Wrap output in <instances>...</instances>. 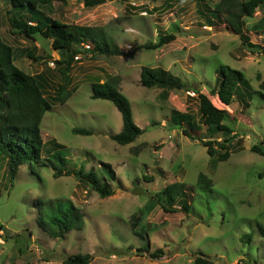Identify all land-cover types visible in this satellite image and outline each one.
Returning a JSON list of instances; mask_svg holds the SVG:
<instances>
[{
    "label": "rangeland",
    "instance_id": "rangeland-1",
    "mask_svg": "<svg viewBox=\"0 0 264 264\" xmlns=\"http://www.w3.org/2000/svg\"><path fill=\"white\" fill-rule=\"evenodd\" d=\"M178 4L179 0H128L93 10L82 0H68L42 7L45 14L62 21L102 27L110 46L124 53H84L66 65L62 56L70 53L53 49L51 39L11 29L7 20L11 6L0 0V33L13 48L14 62L42 79L43 93L51 102L40 125L44 140L40 161L22 164L10 179L0 153V264H68V256L85 253L91 254L88 264H194L196 256L210 264H264V155L251 148L264 146V54L243 45L223 20L197 7L196 0L178 19ZM262 16L264 7L244 19L250 41L260 46L264 30L256 32L251 25ZM211 18L213 28L208 29L203 25ZM166 21L183 22L182 33L160 48L137 50L140 44L156 42L162 32L176 35L171 25L161 30ZM18 46L28 52L21 54ZM57 61L69 68L66 75L59 72ZM221 65L241 70L249 84L229 106L213 94ZM143 66L168 69L180 77L184 88L142 86L136 79ZM94 73L96 77H88ZM80 74L86 76L76 83L71 80ZM97 74L103 80L116 78L119 91L128 98L133 119L142 129L133 142L122 145L109 137L121 130L123 122L111 100L92 98L89 83L97 81ZM82 78L90 82L81 83ZM200 91L229 113L224 124L234 137L227 143L225 160L209 155L203 145L205 139L220 142L222 135L203 124ZM173 111L188 115L191 123L177 121L179 113L171 120ZM73 127L91 134H75ZM214 146L222 152L219 144ZM56 154L64 156V165L53 158ZM102 163L111 166L113 180ZM60 167L93 171L113 193L101 197L90 182L74 174L55 176ZM173 182L185 183L173 211L158 204L146 211L154 193ZM43 204L47 208L72 204L81 226L63 238H52L37 223ZM157 249L162 252L150 257Z\"/></svg>",
    "mask_w": 264,
    "mask_h": 264
},
{
    "label": "trees",
    "instance_id": "trees-1",
    "mask_svg": "<svg viewBox=\"0 0 264 264\" xmlns=\"http://www.w3.org/2000/svg\"><path fill=\"white\" fill-rule=\"evenodd\" d=\"M66 1L8 0L11 6L7 12L9 13L7 20L10 28L28 37L39 34L38 36L42 38L51 39V47L53 49L64 50L70 54L78 50L77 46L83 41L91 42L92 49L90 50L93 54H124L117 46H110L109 39L102 27L66 24L48 16L41 10L42 7H49L53 2L64 3ZM82 1L85 6L91 7L110 0ZM118 1L124 2L126 0ZM209 1L213 5L210 6L206 0H196L197 7H202L208 12H206L207 15H213L214 13L218 16V20H223L226 24V29L238 36L243 45L252 51L255 49L264 54V46L251 42L244 30V19L252 17L255 11L264 7V0ZM29 21L36 23L32 25L29 24ZM209 22L210 24L208 25L214 24L212 18L209 19ZM251 29L256 32L264 30V16L251 25ZM15 30L13 31L14 33L16 32ZM174 38L175 35L173 33H161L156 42H145L138 45L137 48H159L174 40ZM23 48V46L19 47L21 54L26 53L25 51L28 52V50ZM131 52L134 53L135 50ZM27 55L35 59L33 55ZM70 58L72 59V57ZM69 63L70 60L67 61L68 65H70ZM59 70L63 72L64 69ZM218 71L221 77L219 83L213 89V94L217 95L220 103L228 106L232 104L236 96L240 97V94H242L240 89L249 88V84H247L246 76L241 70L221 65ZM139 80L141 85L145 87H159L166 88L167 90L184 88V83L180 77L160 66H143L140 71ZM42 84L40 77L25 72L15 64L13 48L4 40L0 33V153L6 159L7 172L10 179H13L17 175V171L22 164L27 162L31 164L32 161L38 163L41 159L43 141L40 133V123L45 112L51 109V102L44 95ZM91 95L92 98L111 100L121 114L122 128L118 133L111 134V139L124 145L133 142L142 133V129L133 119L131 104L128 98L119 91L116 78L109 77L104 82L92 83ZM197 98L198 110L203 124L212 127L216 133H221L222 135L220 142L205 139L202 141L203 145L206 146L209 155L218 154L219 160H225L229 157V145L227 143L234 137L231 134L232 130L223 122L227 120L226 118H229V113L224 107L220 108L214 104L204 93L199 92ZM247 105L246 103L245 106ZM178 113L177 111H173L171 120ZM179 115L177 121L185 122L188 125L191 123L189 122L188 115L182 113H179ZM72 132L82 135L91 134L90 130L79 127H73ZM183 132L188 134V129L184 128ZM215 143L219 144L222 152L214 146ZM251 148L256 153L264 155V146L253 144ZM53 158L59 160L61 165L66 163V159L61 154H56ZM41 162L45 164V162ZM102 167L108 170V176L113 180L115 173L111 166L108 163H102ZM53 174L55 176L74 174L78 178L81 177V179L90 182L92 189L101 197H107L113 193L111 187L107 184H102L93 171L86 173L82 168L76 171H69L60 167ZM145 178L151 180V177L145 176ZM200 178H203V175ZM184 187V182H173L166 185L160 191L154 193L153 197L144 206L146 211L151 210L155 204H158L164 211H173L174 202L183 193ZM45 206L39 207L37 223L52 238H63L67 232L81 226L80 216L72 204L64 208L55 206L54 204L47 205L49 208ZM143 250L145 251L146 249ZM161 252V249H157L150 253V257H156ZM65 260L68 264H88L91 260V254H74L68 256ZM194 264H210V262L205 257L196 256Z\"/></svg>",
    "mask_w": 264,
    "mask_h": 264
},
{
    "label": "crops",
    "instance_id": "crops-1",
    "mask_svg": "<svg viewBox=\"0 0 264 264\" xmlns=\"http://www.w3.org/2000/svg\"><path fill=\"white\" fill-rule=\"evenodd\" d=\"M68 1V0H67ZM66 1V2H67ZM114 1H117V2H119L118 0H110V1H105V2H103V3H101V4H98V5H96V6H93V10H96V9H100L99 8V6H101V5H104V4H108V3H111V2H114ZM66 2H64V3H66ZM83 2V1H82ZM122 2V1H121ZM126 2H128V0H126V1H124V2H122V3H126ZM191 2V0H179V4H178V6H177V9H176V15L178 16V19H180L181 17H184L187 13H188V11H187V9L189 8V6H190V3ZM54 3H59V4H62V3H60V2H53V3H51V4H54ZM92 7V6H91ZM51 17V16H50ZM52 18H54V17H52ZM57 19V18H56ZM58 21H60V22H63V23H66V24H75V23H70V22H66V21H62V20H60V19H57ZM75 25H79V26H90V25H84V24H75ZM173 26L174 27V29H177L176 30V35H175V38L177 37V33H182L181 32V29H183V27H184V23L183 22H179V21H176V22H171V21H166L165 22V24L164 25H162V24H160V28H163L164 27V29H161V30H165V31H167V29H168V27L169 26ZM204 27H207L208 29H210L211 27L213 28V26L212 25H206V24H204L203 25ZM90 27H92V26H90ZM186 28H188V27H186ZM178 31V32H177ZM105 33V32H104ZM162 33H164V32H162ZM154 35L156 36L157 35V32H155L154 33ZM107 36V35H106ZM159 36L160 35H158V38H159ZM175 38H174V40H175ZM109 39V38H108ZM174 40H172V41H170V42H168V43H166V44H164V45H167V44H169V43H171V42H173ZM87 42H89V43H91L90 41H87ZM155 41H153V43H154ZM141 45V44H140ZM77 48H78V50H76V51H73L70 55H71V57H72V59L74 60V58H73V56H75V55H78L79 57L80 56H82V58H83V54L85 53L86 55H88L90 52H91V50H85L83 47H81L80 45L79 46H77ZM160 48V47H159ZM137 50H138V48H137ZM137 50H135V52L137 51ZM169 50H172V49H169ZM125 52V51H124ZM134 52V53H135ZM169 52V54L171 53L170 51H168ZM92 53V52H91ZM70 55H69V57H68V55L66 54V55H63L62 56V58H65L67 61L68 60H70ZM112 56V55H111ZM61 60V59H60ZM61 63H62V61H59V69H62V68H64V72H61L59 69V72L60 73H62V74H64V75H66V70H69V68L66 66V67H62L61 66ZM66 65H67V63H66ZM155 67V66H154ZM66 68V69H65ZM98 75V74H97ZM78 77L76 78V75L74 76V77H72L71 76V80L72 79H74V81H75V83L76 82H78L79 81V79H80V77H82L83 76V78H84V76H86V74H80V75H77ZM92 76H94V77H96V74L94 73L93 75H89L88 77H92ZM81 79V83L82 82H90L88 79ZM139 79H140V74H139V77L136 79L137 81H139ZM105 81V79L103 80V77L102 78H100V76L98 75V79H97V81H92V82H90L89 83V85H90V87H91V90H92V83H95V82H104ZM140 84V83H139ZM260 86H261V84H259ZM119 88V87H118ZM120 89V88H119ZM192 91V90H191ZM201 92V91H200ZM204 93V92H203ZM210 98V97H209ZM217 98V97H216ZM211 100V99H210ZM217 100H218V98H217ZM212 101V100H211ZM219 101V100H218ZM213 102V101H212ZM220 102V101H219ZM214 103V102H213ZM229 106V105H228ZM224 122V121H223ZM135 123L140 127V125L137 123V121L135 120ZM40 125H41V123H40ZM141 128V127H140ZM119 132V131H118ZM118 132H115V133H113V134H116V133H118ZM215 132V131H214ZM40 133H41V131H40ZM110 137V136H109ZM41 138H42V134H41ZM42 141H43V144H44V140L42 139Z\"/></svg>",
    "mask_w": 264,
    "mask_h": 264
},
{
    "label": "built area",
    "instance_id": "built-area-1",
    "mask_svg": "<svg viewBox=\"0 0 264 264\" xmlns=\"http://www.w3.org/2000/svg\"><path fill=\"white\" fill-rule=\"evenodd\" d=\"M31 23V22H30ZM32 24V23H31ZM80 46L83 47L85 50L91 49L92 45L89 42H81ZM75 59H78L79 56L75 55L74 56ZM50 65H54V62L49 61Z\"/></svg>",
    "mask_w": 264,
    "mask_h": 264
},
{
    "label": "clouds",
    "instance_id": "clouds-1",
    "mask_svg": "<svg viewBox=\"0 0 264 264\" xmlns=\"http://www.w3.org/2000/svg\"><path fill=\"white\" fill-rule=\"evenodd\" d=\"M30 22L32 23V25H35V23H36V22L29 21V24H31ZM83 42H87V41H83ZM80 43H81V42H80ZM90 44H91V43H90ZM79 45H80V44H79ZM91 45H92V44H91ZM91 49H92V47H91ZM88 50H90V49H88Z\"/></svg>",
    "mask_w": 264,
    "mask_h": 264
}]
</instances>
